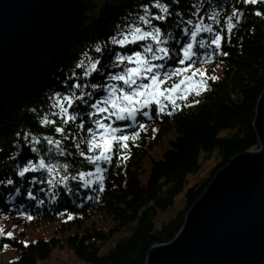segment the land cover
I'll return each mask as SVG.
<instances>
[{
	"label": "trees",
	"instance_id": "trees-1",
	"mask_svg": "<svg viewBox=\"0 0 264 264\" xmlns=\"http://www.w3.org/2000/svg\"><path fill=\"white\" fill-rule=\"evenodd\" d=\"M82 1L84 19L70 41L41 59L17 100L6 108L0 134V264H39L62 251L82 264H146L151 247L175 238L218 171L235 156L259 148L253 122L264 90V0ZM145 2L150 15H168L154 8L157 2L169 9L172 23L156 22L167 25L166 35L175 37L178 28L193 25L213 29L211 34H198L206 47L195 45L196 63L187 75L193 79L185 85L187 99H179L180 107L174 111L168 104L159 115L150 108V117H139L137 125L127 129L137 133L129 147L116 153L111 163H101L103 191L96 182L78 188L80 181L50 189L40 182L48 178L41 171L19 176L26 158L38 162L40 156L53 164L69 163L75 171L95 172V166L75 152L76 139L63 142L74 153L67 159L58 155L54 145H47L45 135L60 137L40 120L45 116L59 120L53 115L58 111L52 107L53 94L66 91V78L80 72L75 66L80 60L87 63L85 54L98 55L97 44L114 48L110 35L128 24H139ZM217 31L226 37L221 49H215L209 38ZM139 123L145 125L143 130ZM33 137L41 143L32 145ZM33 146L40 151L32 153ZM212 155L215 161L208 175L167 216L189 177L199 173L202 160ZM9 179L13 184L7 183ZM29 191L34 199L27 195ZM3 224L19 227L18 235L2 234Z\"/></svg>",
	"mask_w": 264,
	"mask_h": 264
},
{
	"label": "snow or ice",
	"instance_id": "snow-or-ice-1",
	"mask_svg": "<svg viewBox=\"0 0 264 264\" xmlns=\"http://www.w3.org/2000/svg\"><path fill=\"white\" fill-rule=\"evenodd\" d=\"M244 2L248 3L249 0ZM251 2L255 3L256 0ZM154 8L168 15H150L149 5L145 2L144 15L138 16L140 23L128 24L115 35H110L108 41L114 48H108L107 44L102 48L97 44L94 51L98 55L88 57L85 54L87 63L80 60L75 66L80 72L73 71L66 78V91L53 94L52 107L58 109L53 115L59 120H50L47 116L40 120L41 124L51 125L52 131L60 137L53 139L45 135L42 139L47 145H54L58 155L67 159L74 153L67 151L63 142L76 139L75 152L94 165L95 172L75 171L69 163L53 164L48 162L46 156H40L38 162L35 158H26L19 176L41 171L46 172L48 178L40 182L46 183L50 189L57 185L67 188L70 181H80L83 184L78 183V188L91 187L96 182L99 190L103 191L102 173L105 169L101 163H111L116 153L129 147V141L135 139L137 133L135 129L131 133L127 129L137 125L139 117H150V108L159 115L165 112L168 104L174 111L180 107L177 103L179 99H187L184 93L188 88L185 85H190L192 81L186 77L196 63L193 59L197 57L195 45L206 47L204 40L198 39V34H211L213 29L193 25L192 28H178L175 37L170 33L166 35L165 29L172 23V14L158 2ZM164 21H167V25L156 23ZM181 35L183 41L176 39ZM209 38L215 49H221L226 39L220 31ZM116 48L120 51H116ZM222 54L226 56L227 52ZM177 80L178 83L173 82ZM138 128L143 130L145 125L139 123ZM31 143L40 144L41 140L33 137ZM39 151L35 146L31 147L32 153ZM48 151H52L51 147ZM72 163L76 161L72 160ZM73 171L74 175L71 174ZM55 176L59 178L55 179ZM7 183L13 184V180L9 179ZM27 195L35 198L31 191ZM12 235L11 232L7 233L9 238Z\"/></svg>",
	"mask_w": 264,
	"mask_h": 264
},
{
	"label": "water",
	"instance_id": "water-1",
	"mask_svg": "<svg viewBox=\"0 0 264 264\" xmlns=\"http://www.w3.org/2000/svg\"><path fill=\"white\" fill-rule=\"evenodd\" d=\"M84 13L82 0H0V134L6 108ZM253 126L259 148L218 171L175 238L151 247L146 264H264V90Z\"/></svg>",
	"mask_w": 264,
	"mask_h": 264
},
{
	"label": "rangeland",
	"instance_id": "rangeland-1",
	"mask_svg": "<svg viewBox=\"0 0 264 264\" xmlns=\"http://www.w3.org/2000/svg\"><path fill=\"white\" fill-rule=\"evenodd\" d=\"M161 153H157V156L159 157ZM214 161H215V157L214 155H212L209 159L207 160H202V167L199 171V173L195 174V175H191L189 177L188 180V185L185 188L184 192L182 193V195H180V197L178 198L174 209L169 211V214H167V216H170L171 214H173L174 210L177 208H180V206L183 204V200L186 197V194L189 192V190H192L197 183L199 182V180H201L203 177L207 176L210 168L214 165ZM19 227H9L8 225L3 224V229H2V234L7 235V233L11 232L13 235H18L19 233ZM39 264H82L80 262H75L73 255L66 252V251H62V252H57L55 253L50 259H48L45 262H41Z\"/></svg>",
	"mask_w": 264,
	"mask_h": 264
}]
</instances>
